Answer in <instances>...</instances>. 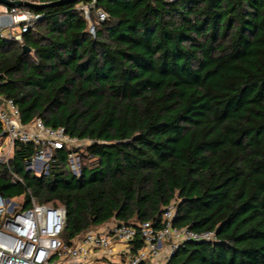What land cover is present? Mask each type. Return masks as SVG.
I'll return each mask as SVG.
<instances>
[{"label":"trees","instance_id":"trees-1","mask_svg":"<svg viewBox=\"0 0 264 264\" xmlns=\"http://www.w3.org/2000/svg\"><path fill=\"white\" fill-rule=\"evenodd\" d=\"M90 1L32 8L21 42L0 39V94L20 121L91 141L78 175L62 149L41 176L16 142L0 195L63 207L66 242L111 220L158 227L174 200V226L215 239L168 264H264V0H95L94 35Z\"/></svg>","mask_w":264,"mask_h":264},{"label":"built area","instance_id":"built-area-1","mask_svg":"<svg viewBox=\"0 0 264 264\" xmlns=\"http://www.w3.org/2000/svg\"><path fill=\"white\" fill-rule=\"evenodd\" d=\"M15 1V0H10ZM36 4L52 0H21ZM95 0L80 4L94 35L91 13L97 21L107 14L95 8ZM42 13L26 6L11 7L0 2V39L22 41V34L35 26ZM2 83L0 77V85ZM0 157L7 163L16 142L31 143L33 154L25 161L26 170L41 176L59 163L58 150H67V164L74 175L81 168L79 150L91 141L68 134L63 126H46L39 118L24 124L11 98L0 94ZM83 146V147H82ZM29 206L21 197L0 195V264H144L163 253L164 264L187 241H212L214 231H194L173 225L175 201L162 211L160 224L151 221L118 223L114 220L84 231L66 242L63 237L65 210L61 206L39 203L30 195ZM139 238L142 245L132 249ZM116 245H121L118 248Z\"/></svg>","mask_w":264,"mask_h":264},{"label":"water","instance_id":"water-1","mask_svg":"<svg viewBox=\"0 0 264 264\" xmlns=\"http://www.w3.org/2000/svg\"><path fill=\"white\" fill-rule=\"evenodd\" d=\"M68 1H74V0H52L50 2L42 3V4H36V3L29 2V1H21V0H15V1L0 0L1 3H4V4L11 6V7L26 6V7L37 9V10L41 9L43 7H46L48 5L62 4L64 2H68ZM22 49L24 52L30 51V48L27 46H24V45L22 46Z\"/></svg>","mask_w":264,"mask_h":264},{"label":"crops","instance_id":"crops-1","mask_svg":"<svg viewBox=\"0 0 264 264\" xmlns=\"http://www.w3.org/2000/svg\"><path fill=\"white\" fill-rule=\"evenodd\" d=\"M118 248L121 247V245H116ZM99 264V263H97ZM144 264H164V259H163V253L161 254L160 257L156 258V259H149L147 261L144 262Z\"/></svg>","mask_w":264,"mask_h":264},{"label":"rangeland","instance_id":"rangeland-1","mask_svg":"<svg viewBox=\"0 0 264 264\" xmlns=\"http://www.w3.org/2000/svg\"><path fill=\"white\" fill-rule=\"evenodd\" d=\"M1 142H2V139H0V144H1ZM4 160H5V157H0V164L3 163Z\"/></svg>","mask_w":264,"mask_h":264}]
</instances>
